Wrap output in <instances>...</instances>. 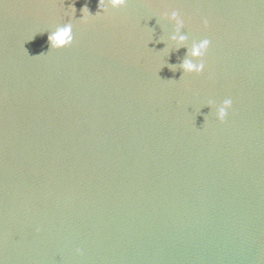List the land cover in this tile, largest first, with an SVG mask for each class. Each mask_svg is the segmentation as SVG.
Here are the masks:
<instances>
[{
	"label": "water",
	"instance_id": "1",
	"mask_svg": "<svg viewBox=\"0 0 264 264\" xmlns=\"http://www.w3.org/2000/svg\"><path fill=\"white\" fill-rule=\"evenodd\" d=\"M97 5L0 0V264H264V0Z\"/></svg>",
	"mask_w": 264,
	"mask_h": 264
},
{
	"label": "clouds",
	"instance_id": "2",
	"mask_svg": "<svg viewBox=\"0 0 264 264\" xmlns=\"http://www.w3.org/2000/svg\"><path fill=\"white\" fill-rule=\"evenodd\" d=\"M126 5V0H98V11L95 15H91L87 7L81 8V19L79 21L81 23H87L90 18H93L97 15L98 12L107 11L109 8L111 9H119L123 8ZM73 15L75 14V8H72ZM167 19L170 23L174 24L175 31L174 34L170 37L172 42H175L177 45H182L185 41V37L180 35V29L184 26V21L181 19L179 14L175 11L167 14ZM204 27L206 28L208 25V21L205 19L202 21ZM47 41L49 43L50 51H59L65 48L70 47L74 41L73 35V24L65 23L63 25H58L54 30L48 32ZM210 46V41L208 39L200 40L196 42L192 48L186 53L190 57V59H185L181 65L180 69L183 75H200L205 65L203 63V58L207 53V50ZM195 61V63L193 62ZM232 99L226 98L222 101V103L215 108V117L216 120L223 123L228 111L232 107ZM209 106L212 107V102L209 101ZM77 254H79V250H77Z\"/></svg>",
	"mask_w": 264,
	"mask_h": 264
}]
</instances>
